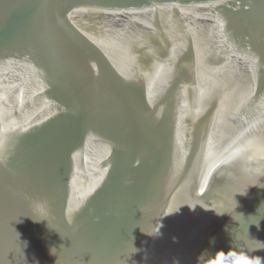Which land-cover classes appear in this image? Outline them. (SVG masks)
<instances>
[{
    "label": "water",
    "instance_id": "95a60500",
    "mask_svg": "<svg viewBox=\"0 0 264 264\" xmlns=\"http://www.w3.org/2000/svg\"><path fill=\"white\" fill-rule=\"evenodd\" d=\"M257 241L264 0H0V264Z\"/></svg>",
    "mask_w": 264,
    "mask_h": 264
},
{
    "label": "clouds",
    "instance_id": "9594fccd",
    "mask_svg": "<svg viewBox=\"0 0 264 264\" xmlns=\"http://www.w3.org/2000/svg\"><path fill=\"white\" fill-rule=\"evenodd\" d=\"M227 214L231 215V213H227ZM238 214L241 217H243L242 213H238ZM231 217L233 220L238 221L240 223V221L236 220L232 215ZM255 224L257 227H259L258 221H256ZM225 230L227 231V226L225 227ZM257 242L261 245V247L256 248V249L264 248V243L259 242V241ZM214 243L215 241L213 238L212 240H210V244H214ZM205 261H207V264H262V260L259 256L252 258L248 256L247 254L240 255L238 251L236 250V248L234 247L230 248L227 252L223 250L216 251L214 255L210 254L208 249H205L197 257V264H204Z\"/></svg>",
    "mask_w": 264,
    "mask_h": 264
}]
</instances>
